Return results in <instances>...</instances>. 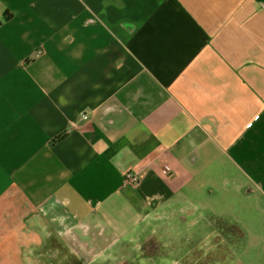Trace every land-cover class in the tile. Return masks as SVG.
Listing matches in <instances>:
<instances>
[{"label": "crops", "instance_id": "obj_1", "mask_svg": "<svg viewBox=\"0 0 264 264\" xmlns=\"http://www.w3.org/2000/svg\"><path fill=\"white\" fill-rule=\"evenodd\" d=\"M257 1L264 2L0 0V123L9 126L7 156L16 161L7 173L20 166L26 191L63 189L58 211L123 237L149 227L154 213L155 221L166 215L167 235L203 236L200 264L212 257L217 264L226 253L220 237L200 221L191 232L181 223L210 211L184 200L185 190L208 183L199 170L200 128L215 143L211 156L244 158L250 182L235 178L236 187L255 189L245 193L264 208V3ZM206 34L219 35L216 46ZM204 121L217 137L243 132L215 141ZM130 170L140 175L137 185L124 181ZM182 204L192 205L183 213ZM123 210L134 221L126 223ZM147 232L139 250L152 239ZM163 245L165 252L155 246L159 255L184 264L185 245Z\"/></svg>", "mask_w": 264, "mask_h": 264}, {"label": "flooded vegetation", "instance_id": "obj_2", "mask_svg": "<svg viewBox=\"0 0 264 264\" xmlns=\"http://www.w3.org/2000/svg\"><path fill=\"white\" fill-rule=\"evenodd\" d=\"M263 3L264 2H259L258 7L263 5ZM207 11L209 10L205 9V12ZM218 37L219 35L211 38L209 37V34H206L204 40H208L205 41L206 44L213 47L217 45ZM192 47L196 48L195 46ZM202 126L210 129L214 134V140L217 141V133L216 130L214 131L212 123L204 121ZM240 129V127L236 129L238 133L243 132L242 129V131L239 132ZM198 132L199 134L196 135V140H199L204 147V157L207 159L211 156L208 153L209 148L212 149L210 150L212 153H215V143H213V139L204 130L199 128ZM238 133H235V135L232 136L228 133H224L217 138L221 140L224 136V139H231L234 141V139L239 136ZM197 141H193L192 143L194 144L193 147L191 146L193 150L195 148L202 149L199 147ZM246 188V192L247 190L249 191L248 188H250V191L253 193L255 192V189L251 187L247 186ZM17 195L22 196V193L18 192ZM4 196L5 194L2 191L0 193V198ZM61 202L62 200L58 199L57 201H54V204L51 206H37L35 209L34 206L31 207L26 204L24 208H21L20 212L16 213L17 215H20L19 221L15 220L16 218L8 221L6 230L9 229L10 225H13L16 230L19 231L18 233H27V235H20V246L25 247L23 248V251L14 258L15 264H148V257L142 254L143 251L151 257V263L154 259H156L157 263L165 262L166 264H169L170 255L165 253V258V256L159 255L157 249H155L156 244L159 243L160 250L165 252L167 248H165L164 251V248L162 247L164 246L163 242L166 244L168 242L172 243L175 250H178L180 245H185V249L181 251L183 252L181 254V258L183 259L182 262L184 264H200L203 262V260L200 259V255L197 250L199 249L198 247L201 246L204 237L199 235L193 237L190 234L176 235V233L172 232L167 235L166 232H157L159 227L154 226V224L159 223L155 221L159 218V215L156 213H154L152 221L148 220V222H151L148 231L153 233H149L152 239L147 243V248L144 250L136 249V242H133L130 237L128 241H124L122 243V249L120 250L118 249L119 242L115 241L116 235H112L114 237L111 238H113L114 242L111 244L116 245V247H114L112 252H109L106 250V241L108 236L105 235L104 232L105 225L100 221H94V224L80 222L78 219L74 218L73 213L67 211H62V214H59L58 210H63ZM261 203L264 206V196L261 197ZM55 204L58 205L55 206ZM53 207H57L58 209ZM27 210H30V212L27 213ZM43 214H46L47 218L43 219ZM6 216H9V214ZM145 220H147V217ZM219 223L220 222L217 221L215 227L219 228L221 232L217 235L220 238L217 239L219 240L223 251L226 252L220 256V261H224L229 257L227 255L231 254L235 245L242 240L244 233H237L233 222L227 221L224 224ZM29 226H31L32 229H35V231L29 232ZM154 227H156L155 230H153ZM129 236L131 235L129 234ZM4 239L5 238L3 237V241ZM160 239H162V241H160ZM177 239H180L181 243H177ZM11 240H13V235L11 236ZM3 244L0 243V251L2 252ZM7 258L8 256L5 255V260H7ZM178 259L179 257H177V260ZM215 260L219 259L212 257L211 259H207L205 264H209L211 261ZM233 263L234 262L232 261L229 264Z\"/></svg>", "mask_w": 264, "mask_h": 264}, {"label": "rangeland", "instance_id": "obj_3", "mask_svg": "<svg viewBox=\"0 0 264 264\" xmlns=\"http://www.w3.org/2000/svg\"><path fill=\"white\" fill-rule=\"evenodd\" d=\"M8 131L9 126L5 122H1L0 193L3 191L5 196L0 198V243L3 244L4 242L3 252L0 251V264H15L14 258L25 247L20 246V235H27V233H18L19 231L13 225H10L8 230L6 228L9 220L13 218L20 220V215L16 213L25 207L26 202L36 207L51 206L58 199H62V204L65 203V194L63 189L59 187L45 185L36 189H29L28 191L22 189L23 176H20V166L19 172L12 173L14 176H10L7 173L16 166V161L7 156L9 151L7 145ZM241 131L240 129L239 132ZM252 132L254 133L255 131ZM257 136L259 137L260 135L257 134ZM26 144L32 146V141L28 140ZM253 154L257 153L251 152L245 156L248 158ZM244 161V158L228 159L227 155L223 154L218 157L205 158L199 170L208 183L200 188L193 185L188 186L185 190L187 197L184 200L198 202L202 209L210 210L213 214L221 216L220 218L224 222H226V215H228L229 218L233 219L235 226L242 229L244 237L240 242L243 243L244 250H242V253L233 264H264V208L260 206L256 196L248 195L240 187H236L237 183L234 181L237 178L245 184L250 182V176L245 171ZM20 189L23 190L22 196L17 195ZM24 198L27 199L26 202H23ZM178 198H182V195ZM42 201L43 203L41 204ZM122 212L126 214V223L134 221L136 214L131 216V212L126 210ZM8 214L9 216H6ZM59 214H62V212L59 211ZM222 215H225V218ZM45 218H47V215L43 214V219ZM28 231L34 232L35 229L29 226ZM12 235L13 240H11ZM3 237L5 238L4 241ZM5 255L8 256L7 260H5Z\"/></svg>", "mask_w": 264, "mask_h": 264}, {"label": "water", "instance_id": "obj_4", "mask_svg": "<svg viewBox=\"0 0 264 264\" xmlns=\"http://www.w3.org/2000/svg\"><path fill=\"white\" fill-rule=\"evenodd\" d=\"M185 205H192V204H182L178 207L181 208V211L183 213H186V206ZM200 209V208H198ZM146 213V212H145ZM226 222L227 221H230V222H233V219L229 218L228 215H226ZM167 216L165 215L163 218H166ZM221 216H217L215 214H213L211 211H202L201 209L198 210V215L193 219V220H184L182 219L181 223L184 224L185 226V231L186 232H191L194 230L195 228V222L196 221H200V223H202V226H203V230L205 233L207 234H210L212 236H217L220 232L219 228L215 227V224L216 222L219 220L220 223H225L221 218ZM222 217L225 218V215H222ZM163 218H160L159 220H157V222H159L158 224H154V226H158L159 229L157 230V232H165L166 231V226H165V219ZM219 223V224H220ZM145 229H140L138 228L137 231L135 232L134 236H126V237H123L122 233L120 232H116L114 230H111L108 226H105L104 228V232H105V235H107V246H106V250H108L109 252H112L114 247H116V245L114 244H111L113 243V238L111 237H114L112 235H116L115 238H116V242L118 241L119 243V248L118 249H122V243L124 241H128L129 238L131 237L132 238V241L133 242H136V249H140L143 245V241L146 240L147 236H143V233L147 234L149 230V227H147V224H145ZM156 227L153 228V230H155ZM177 230H179V226L177 227ZM191 230V231H190ZM153 233V232H151ZM137 234V235H136ZM243 243L242 242H239L235 245L234 249L232 250V253L231 255L224 261H218L217 264H229L230 262L234 261L237 259V257L242 253V250H244L243 248Z\"/></svg>", "mask_w": 264, "mask_h": 264}, {"label": "built area", "instance_id": "obj_5", "mask_svg": "<svg viewBox=\"0 0 264 264\" xmlns=\"http://www.w3.org/2000/svg\"><path fill=\"white\" fill-rule=\"evenodd\" d=\"M84 119L87 120L88 119V116L85 115L84 116ZM124 181L127 183V184H132V185H137L139 182H140V175L138 172L136 171H128L125 173L124 175Z\"/></svg>", "mask_w": 264, "mask_h": 264}, {"label": "trees", "instance_id": "obj_6", "mask_svg": "<svg viewBox=\"0 0 264 264\" xmlns=\"http://www.w3.org/2000/svg\"><path fill=\"white\" fill-rule=\"evenodd\" d=\"M6 15H8V12H7ZM64 137H65V134H62V135L58 136V137L55 139L54 142L59 141L60 139H62V138H64ZM235 230H236V232L239 233V234L243 233L242 229L237 228L236 226H235Z\"/></svg>", "mask_w": 264, "mask_h": 264}]
</instances>
